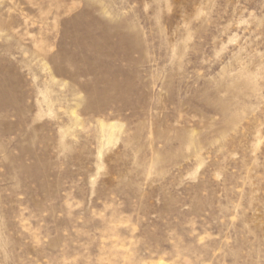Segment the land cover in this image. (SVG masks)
Returning a JSON list of instances; mask_svg holds the SVG:
<instances>
[{"label": "rangeland", "instance_id": "1", "mask_svg": "<svg viewBox=\"0 0 264 264\" xmlns=\"http://www.w3.org/2000/svg\"><path fill=\"white\" fill-rule=\"evenodd\" d=\"M0 264H264V0H0Z\"/></svg>", "mask_w": 264, "mask_h": 264}]
</instances>
